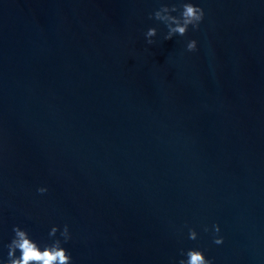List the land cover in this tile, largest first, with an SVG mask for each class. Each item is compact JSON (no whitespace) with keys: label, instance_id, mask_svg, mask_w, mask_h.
Instances as JSON below:
<instances>
[{"label":"water","instance_id":"obj_1","mask_svg":"<svg viewBox=\"0 0 264 264\" xmlns=\"http://www.w3.org/2000/svg\"><path fill=\"white\" fill-rule=\"evenodd\" d=\"M178 2L0 0V259L67 224L74 264H264V0L164 40Z\"/></svg>","mask_w":264,"mask_h":264},{"label":"clouds","instance_id":"obj_2","mask_svg":"<svg viewBox=\"0 0 264 264\" xmlns=\"http://www.w3.org/2000/svg\"><path fill=\"white\" fill-rule=\"evenodd\" d=\"M174 13H177L174 15ZM206 16L205 10L195 4L193 0H179L178 3H162L160 8L150 14L149 19H155L163 23L168 31L164 36V40H171L175 36H186L190 29L198 31L201 23ZM158 35L156 27L149 28L145 33L147 44L156 43L154 39ZM186 50L196 52L198 50V42L193 39L187 42ZM40 194L48 192L47 187H40L37 190ZM214 243L217 245L224 243L223 236L219 235L220 226H213ZM14 235L11 242L6 245L8 249L7 259H0V264H74L73 257L68 249L63 246L72 239L69 225L65 224L61 231L59 225L53 226L49 232L50 238H55L57 233L63 238H55L51 243L41 244L32 238L30 232L16 225L12 229ZM208 231V229H205ZM199 233L195 228H190L188 238L197 240ZM19 253V254H18ZM182 259L178 264H214L203 250L198 248H190L181 250Z\"/></svg>","mask_w":264,"mask_h":264}]
</instances>
